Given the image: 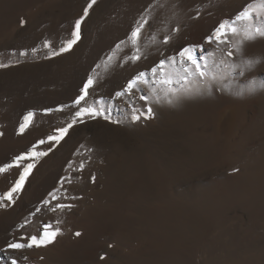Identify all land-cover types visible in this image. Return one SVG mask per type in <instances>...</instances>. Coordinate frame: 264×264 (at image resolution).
<instances>
[{
    "label": "rangeland",
    "instance_id": "rangeland-1",
    "mask_svg": "<svg viewBox=\"0 0 264 264\" xmlns=\"http://www.w3.org/2000/svg\"><path fill=\"white\" fill-rule=\"evenodd\" d=\"M90 2L0 0V166L22 153H48L0 174L3 196L25 164L35 165L0 206V264L15 257L18 264H264V37L231 58L238 37H229L231 45L204 41L249 0H161L138 61L128 59L135 54L130 43L116 45L153 0H95L80 40L53 55ZM254 7L264 11L260 0ZM201 44L207 76L185 81L179 65L166 69L169 84L152 75L161 58ZM252 56L262 62L232 67ZM138 72L148 74L143 91L116 97ZM88 75L96 81L88 105L109 119L84 116L58 143L49 141L72 122L73 100ZM140 95L149 97L154 114L134 121L133 108L146 107ZM49 193L60 199L45 207ZM57 202L72 207L52 211ZM45 224L60 230L48 246L6 249Z\"/></svg>",
    "mask_w": 264,
    "mask_h": 264
},
{
    "label": "snow or ice",
    "instance_id": "snow-or-ice-1",
    "mask_svg": "<svg viewBox=\"0 0 264 264\" xmlns=\"http://www.w3.org/2000/svg\"><path fill=\"white\" fill-rule=\"evenodd\" d=\"M95 0H91L88 6L83 10V15L75 20L73 30L71 32L70 38L63 42L62 46L59 48V51H53V55H59L60 53H64L70 51L81 38V25L84 22L85 18L89 16V10L93 7ZM256 0H249L247 3L233 18L225 19L221 21L213 31L204 38L205 44L212 45H231L232 40L229 37L237 38L236 44L234 45V51L230 48L227 51V56L231 58L236 52L240 53L241 56L244 54V48L246 44L256 37H264V11L257 10L254 5ZM261 8H264V0H260ZM164 4L161 3V0H153V3L149 4L145 9L144 14L137 20L136 24L127 34L126 40L121 41L120 44H117L116 47L120 48L121 44L130 43L131 46L135 49V54L128 59L131 61H138L142 58L143 53L139 47V43L142 39L143 32L146 27H151V22L155 19V12L157 8H163ZM203 6H200L196 10V15L193 18H199L201 12L203 11ZM26 21L21 20V25L25 24ZM179 27H175L171 29L170 32L166 33L163 36L162 43L164 45H168L172 38L173 34L179 32ZM242 33V34H241ZM50 41L44 42V47H51ZM35 51V49H33ZM198 51H207L205 49L204 44L201 45H186L180 48V50L175 53L173 56H166L161 58L153 67L150 69L153 76H157L158 74H162L165 79L161 82L164 84L171 83L170 72L166 69L175 68L177 65L180 66L182 71L184 72V76L182 79L187 81L188 77L191 75L205 77L207 76V65H202L200 60L202 57L197 55ZM262 62V58L252 56L246 60L242 61V64L232 65L234 68L243 67V68H251L255 64ZM4 65H0L3 67ZM149 83L148 74L146 72H138L135 76L130 78L126 85L115 93L116 97H124L128 96L131 98L135 95L136 90L140 89V85H146ZM96 84L95 78L93 75H88L87 79L83 82V86L79 90V94L73 100V105L77 108L74 113V118L71 123H69L66 127H61L56 130V134L48 136V140L54 143H58L64 136L67 134L69 128H72L74 124L81 122L84 116H88L91 118H96L99 116L104 117L105 120H108L109 117L104 115L102 109L92 107L88 105V97L90 96V89H93ZM261 86H264L262 84ZM143 91L142 89H140ZM138 100L144 101L146 107L142 110H137L133 108L132 120L138 121L141 118H151L153 116V108L149 103V97L147 95H140L137 97ZM171 102V101H169ZM63 107V106H62ZM58 109V110H62ZM45 111H52V109H46ZM34 114L29 113L28 116L25 117V120L28 121L30 117ZM26 124L21 125V131L24 130ZM2 135V133H0ZM39 144H44V140H40ZM51 151V148L48 149ZM47 152L41 151H32L27 153H22L17 155L11 163H5L0 166V174L5 173L8 169L12 167H21V162L34 159L37 156H45ZM35 167L33 163H27L23 166V170L20 172L19 178L15 181L12 188L0 196V206H3L4 201H12L13 193H16L22 189L24 182L31 170ZM83 167V164H81ZM66 181L67 177L64 178ZM94 180V177H93ZM63 187V185H61ZM50 199L43 200V204L45 207H50L53 201H58L60 198L55 195V193H49ZM71 204H64L57 202L54 207H51L52 211L56 210H64L71 208ZM36 212H40V208L36 209ZM23 227V225H21ZM51 225L45 224L42 226V230L34 235H30L28 238L21 237L20 239H14L10 242H6V249L12 250L13 252L19 253L21 250L32 249V248H42L46 247L53 242L55 237L59 233V229L50 230ZM76 236H80V232L75 233ZM3 251V250H0ZM24 259H27L26 257ZM103 259V257H101ZM19 257L10 258V264H18Z\"/></svg>",
    "mask_w": 264,
    "mask_h": 264
},
{
    "label": "bare ground",
    "instance_id": "bare-ground-1",
    "mask_svg": "<svg viewBox=\"0 0 264 264\" xmlns=\"http://www.w3.org/2000/svg\"><path fill=\"white\" fill-rule=\"evenodd\" d=\"M29 193L30 196H32L31 199H34L36 197V194L38 193V186L35 185L31 189H29Z\"/></svg>",
    "mask_w": 264,
    "mask_h": 264
}]
</instances>
